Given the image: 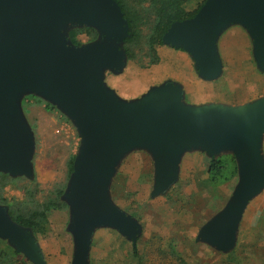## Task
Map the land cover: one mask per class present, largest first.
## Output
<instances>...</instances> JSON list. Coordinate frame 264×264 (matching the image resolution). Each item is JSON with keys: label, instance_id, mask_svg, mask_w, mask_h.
<instances>
[{"label": "water", "instance_id": "95a60500", "mask_svg": "<svg viewBox=\"0 0 264 264\" xmlns=\"http://www.w3.org/2000/svg\"><path fill=\"white\" fill-rule=\"evenodd\" d=\"M232 26L248 32L264 73V0H207L193 19L170 28L164 44L188 53L201 79L216 81L224 73L218 43ZM82 27L94 28L99 37L75 46L69 32ZM129 30L116 0H0V172L13 178L34 175L36 145L22 112L23 97L56 104L82 137L63 198L72 211L73 264H90L98 230H115L135 247L142 235V224L117 206L111 193L131 153L145 151L154 162L152 197L167 194L178 182L188 153L210 159L232 154L238 168L235 189L197 237L231 253L246 210L264 191V98L243 106L190 107L183 86L171 81L134 101L122 100L105 79L127 65ZM0 239L33 264H47L33 232L1 205Z\"/></svg>", "mask_w": 264, "mask_h": 264}, {"label": "rangeland", "instance_id": "374dc122", "mask_svg": "<svg viewBox=\"0 0 264 264\" xmlns=\"http://www.w3.org/2000/svg\"><path fill=\"white\" fill-rule=\"evenodd\" d=\"M202 1L192 0L186 9L193 11ZM234 28L232 26L225 31L219 40L220 57L242 52L247 53L251 60L253 40L247 31ZM149 33L145 28L142 47L136 50L137 58L128 59L121 74H106L107 87L124 101L139 99L152 88L171 81L190 80L188 67L178 57L182 50L158 46L159 63L151 64L155 58L145 45ZM79 40L83 45L96 41H91L85 34L79 35ZM236 61V57L227 59L224 74L218 82H202L200 85L213 87L220 84L221 88H227V93H220L221 100L252 99V88L258 84L256 78L259 73L257 70L234 72ZM201 86L198 85L196 94L184 95L185 105L204 106L202 101L206 97ZM21 107L35 138L34 175L32 178H14L15 181L3 190V195L10 202L18 201L27 210L29 203L49 202L58 191H62V207L48 214L37 241L47 264H73L75 244L69 231L72 211L63 197L72 176L70 161L78 155L82 137L74 122L46 98L24 96ZM210 160L203 153H188L183 158L178 182L167 194L152 197L154 162L146 152L131 153L119 167L111 193L116 205L142 224V235L135 247L115 230H98L93 240L90 264H264V191L251 201L242 220L240 240L233 252L223 254L197 241L201 227L225 207L237 183L235 178L224 185L212 186ZM231 163L224 173L227 177L233 168Z\"/></svg>", "mask_w": 264, "mask_h": 264}, {"label": "trees", "instance_id": "16d2710c", "mask_svg": "<svg viewBox=\"0 0 264 264\" xmlns=\"http://www.w3.org/2000/svg\"><path fill=\"white\" fill-rule=\"evenodd\" d=\"M192 0H116L125 19L129 24V37L125 40L124 49L129 60L137 58V49L142 47L144 29L147 28L150 33L145 40L154 61L151 64H158L159 59L156 52L158 46H166L164 37L170 28L178 22L193 19L206 4L203 0L193 10L188 11L186 6ZM85 34L91 41L98 38L97 30L90 27L72 29L69 32V40L75 46H82L79 35ZM198 74V72L196 71ZM76 157L70 161V172L73 174ZM232 162L233 168L227 177L228 163ZM210 183L214 187L224 185L238 177L237 162L233 155L226 154L219 158L210 160L209 169ZM14 178L8 174L0 172V205L8 208V213L12 220L24 228L30 229L35 238L43 230V223L47 220L48 214L53 209L62 207L60 196L62 191L56 193V197L49 202H32L26 210L18 201L10 202L4 195L3 190L14 182ZM26 189V187H23ZM27 192L32 193L30 189ZM38 240V239H37ZM5 241L0 239V264H33L25 255L17 253L15 249Z\"/></svg>", "mask_w": 264, "mask_h": 264}, {"label": "crops", "instance_id": "0c3cea01", "mask_svg": "<svg viewBox=\"0 0 264 264\" xmlns=\"http://www.w3.org/2000/svg\"><path fill=\"white\" fill-rule=\"evenodd\" d=\"M235 28L241 29V30H245L241 26H235ZM231 31L235 32L237 30H235V31L231 30ZM245 32H246V30H245ZM246 33H248V32H246ZM179 52L181 54H178L179 55L178 57H181L183 59L181 61L184 62V65L186 64V66L188 67L187 70L191 73L190 74V76H191L190 80H188V78H184L183 80L179 81L180 84L183 86L185 95L188 94V93H190V95L196 94L198 92V85L201 86L200 83H202V82H204V83L215 82V81L208 82V81H204L203 79H201L199 77V75L196 73L195 64H194V61L192 60L191 56L189 54H187L186 52H184V51H179ZM245 55H246V57H245ZM234 57H236V59H237V61L235 62V64L237 66L235 67L234 72L237 73V72H245V71L257 70V72L259 73L258 77L256 78V81H258V84L254 88H252V92H251V95L253 96L252 99H249V100H246V101H242V100L231 101V100H227V99L221 100L220 99V93L221 92L227 93V91H228L227 88H221L222 85H220V84L219 85L216 84V86H213V87L210 86V84H202V86H201V88L203 89L202 90V92H203L202 94L206 97L204 99V101H202V104H204V105L223 104V105H229V106H243V105H246V104L251 103L253 101H256L258 99L264 98V73L261 72V70L259 69V67L257 65V62L255 61L253 51H252V55H251V60H249V55L247 53L242 54V52H239L237 55L227 54L224 58H222L224 60L223 61L224 66H225V62H227V59L230 60V59H232ZM240 57H242L241 61H239ZM243 57H245V59ZM240 65H242L241 69H239ZM216 81L218 82L219 80H216ZM229 96H233V95H229ZM142 152H145V151H142ZM196 153H199V152H196ZM263 155H264V141H263ZM247 211H248V209L246 210L244 217L246 216ZM262 215H264V213H262ZM242 223H243V221H242ZM240 231H241V225H240L239 233H238V241L240 240ZM244 238H246V236ZM237 245H238V243H237ZM262 256H263V253L261 254V257Z\"/></svg>", "mask_w": 264, "mask_h": 264}]
</instances>
